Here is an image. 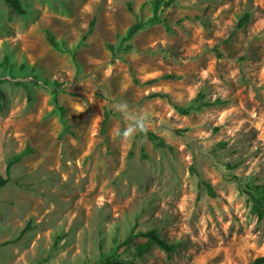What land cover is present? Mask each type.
Returning a JSON list of instances; mask_svg holds the SVG:
<instances>
[{
    "label": "rangeland",
    "instance_id": "obj_1",
    "mask_svg": "<svg viewBox=\"0 0 264 264\" xmlns=\"http://www.w3.org/2000/svg\"><path fill=\"white\" fill-rule=\"evenodd\" d=\"M18 1L22 14L0 0L2 175L20 153L0 189V264H93L99 244L131 264L263 256L264 217L231 176L264 182V0H173L129 40L151 0ZM124 101L172 151L116 136ZM151 228L172 252L121 243Z\"/></svg>",
    "mask_w": 264,
    "mask_h": 264
},
{
    "label": "trees",
    "instance_id": "obj_2",
    "mask_svg": "<svg viewBox=\"0 0 264 264\" xmlns=\"http://www.w3.org/2000/svg\"><path fill=\"white\" fill-rule=\"evenodd\" d=\"M8 5H10L17 13L22 14L24 13L23 8L20 5V2L18 0H4ZM173 0H151V6H152V15L148 17L145 20L136 19L126 30L125 35L123 37L124 40H129L131 37H133L139 30H141L146 25L157 23L160 20V18L157 15V10L159 6L161 5L162 8L168 7L171 5ZM246 15L243 16L237 23V26L240 27L244 21H246ZM92 27V24L89 25L88 32L90 31ZM87 32V33H88ZM84 37V36H83ZM46 39L49 42V44L54 47L58 48V44L53 38L52 34L50 32H46ZM67 50V48H64ZM165 78H171L170 75H164ZM155 79H149L147 80V83L154 81ZM201 94L197 96V99H199ZM206 103H200L194 109L199 108L200 106H204ZM176 109L181 114H188L191 107H184V106H178ZM60 110L62 108L60 107ZM108 112H104L103 119L101 122V128L104 129V127L108 123ZM150 141L154 142L158 147L160 148H166L169 151L173 150L172 145L168 144L160 135L154 133L153 131L149 130L147 134L145 135ZM20 157V153L14 155L7 163L6 169H5V175H2L0 172V189L9 181V174L8 170L9 167ZM192 169V168H191ZM231 179L237 183V186L239 190L244 193L247 198L251 202L250 211L257 216V218H263L264 217V182L262 183H253L252 181H241L237 176H231ZM204 186L206 187L207 193L211 196L215 195V192L212 190L211 186L208 183H204ZM135 238H143L146 240L145 243L139 244L138 250L141 251L146 245L148 244H155L157 247L162 249L166 253H170L175 248V243L173 241L165 239L163 236L160 235V233L155 229L151 228L146 231H137L133 232L131 231L123 240L122 244H128L132 242ZM119 245V244H118ZM264 262V255L257 257L254 260V264H261ZM89 264V263H86ZM93 264H131L124 258H121L119 253H116L115 251H112L110 253H106L102 250L101 245H98V256L97 260Z\"/></svg>",
    "mask_w": 264,
    "mask_h": 264
},
{
    "label": "clouds",
    "instance_id": "obj_3",
    "mask_svg": "<svg viewBox=\"0 0 264 264\" xmlns=\"http://www.w3.org/2000/svg\"><path fill=\"white\" fill-rule=\"evenodd\" d=\"M85 107H77L73 109L77 113L83 112ZM126 122V127L123 130L117 129L116 136L121 139L122 142L132 141L138 134L146 135L149 131L148 117L144 112H136L130 108L129 104L124 101L115 106Z\"/></svg>",
    "mask_w": 264,
    "mask_h": 264
}]
</instances>
